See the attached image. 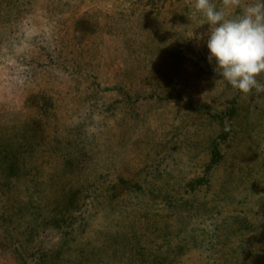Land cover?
Here are the masks:
<instances>
[{
    "label": "rangeland",
    "instance_id": "obj_1",
    "mask_svg": "<svg viewBox=\"0 0 264 264\" xmlns=\"http://www.w3.org/2000/svg\"><path fill=\"white\" fill-rule=\"evenodd\" d=\"M193 5L0 0V264H264V94Z\"/></svg>",
    "mask_w": 264,
    "mask_h": 264
},
{
    "label": "clouds",
    "instance_id": "obj_2",
    "mask_svg": "<svg viewBox=\"0 0 264 264\" xmlns=\"http://www.w3.org/2000/svg\"><path fill=\"white\" fill-rule=\"evenodd\" d=\"M242 0H194L193 8L210 26L206 46L208 62H215L222 78L243 95L264 94V0L243 6L229 18L224 9L240 8Z\"/></svg>",
    "mask_w": 264,
    "mask_h": 264
},
{
    "label": "trees",
    "instance_id": "obj_3",
    "mask_svg": "<svg viewBox=\"0 0 264 264\" xmlns=\"http://www.w3.org/2000/svg\"><path fill=\"white\" fill-rule=\"evenodd\" d=\"M10 146L6 147L7 153H3V150L0 152V192H6L9 194L12 191L13 186L15 185L13 178L18 175L17 169H19L20 158L19 155L9 154ZM5 217V215H4ZM8 230V229H7ZM33 233V226L31 224L30 234Z\"/></svg>",
    "mask_w": 264,
    "mask_h": 264
}]
</instances>
